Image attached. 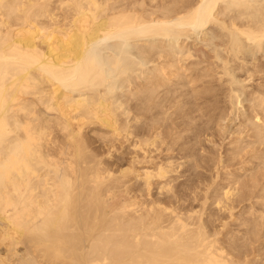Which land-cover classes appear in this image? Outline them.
<instances>
[{
    "label": "bare ground",
    "instance_id": "6f19581e",
    "mask_svg": "<svg viewBox=\"0 0 264 264\" xmlns=\"http://www.w3.org/2000/svg\"><path fill=\"white\" fill-rule=\"evenodd\" d=\"M149 1H156V3H148L147 0H0V264H264V256H261V250L259 249V252L258 247L256 248V243L250 242L239 247L235 237L234 241L232 237L224 235L222 230L228 226L225 224H229V221L225 223V220H223L224 224L222 226H216L206 221L204 219L206 215L203 213L204 216L202 217L199 208L203 204L207 205V199L209 198L206 195L207 193L204 194L205 196L203 195L204 197L199 195L201 193L198 194V184L192 186V195L189 198H184L187 196L185 194V196L178 197V200L177 191L174 190L172 182L180 177L177 174L178 168L184 164L186 161L184 158H187V156L182 158L185 160L184 162L176 165L177 162L175 163L172 160L173 155L169 153L171 150L173 152L174 147L172 149L166 143L167 146L164 148L165 137H162L161 132H157L160 128H157L155 124L153 126L152 123V127L150 128L152 130L150 132L147 131L148 133L145 134L141 133L142 131H137L138 128L136 129L129 125L131 118L129 121L121 119V116L125 113H131L132 109L128 108V111L123 109V103L119 100V103H116L117 100H114V95H111L114 89V85L111 83L109 87L107 86V89L102 90L101 87L108 82V74L105 69L109 67L104 69L108 59H105L106 63L103 62V67L99 56V52L104 47V45L103 47L101 46L102 42L111 38H119L121 40L123 38L125 41H128L132 40V38L140 39L160 36L171 38L172 41H174V38L176 41L179 39L195 38V42L198 40L199 35H203V39H206L207 30L213 31V26L210 27V25H217L215 27L219 28V31L217 33V29L215 34L213 33L215 31L212 32L214 34H212L213 39L217 37L218 41L219 39L222 40L219 42H222L221 45L226 54L223 55V52L221 53V50H218V45H215L212 63L219 69H216V71L220 80L225 76L228 77L227 80L225 79L224 84L227 82L229 85L228 99H230L231 108L233 109L236 101H233V98L238 100L236 103H240L241 95L246 94L244 90L247 85L245 83L253 81L254 74L259 70L257 68L262 64L260 63L261 58H264V0ZM148 4H150V7L147 6ZM115 45L117 46V43ZM127 45L129 44L127 43ZM111 47L110 50H112ZM115 49L117 51L114 50L111 55L108 54V66L110 64L111 67L115 68L114 70L121 69L119 71L121 75L130 72L125 67V65L128 64L129 66L130 64V62H127L129 61L127 60V56H136L137 59H140V64L147 63V61H155L165 56L162 52L163 50H157L154 52L155 54H151L150 50L143 46L138 47V49L135 48L137 50L134 53H131L132 46L130 48L121 46ZM183 51L179 50L178 52V55H181L180 58L173 59V57H176L174 53L169 58L172 60L168 61V64L162 65V63L160 66L158 65L154 68L158 75L155 74L154 76L152 74V77L154 76L153 85L159 87L158 91L161 89L160 87H162L163 82L166 83L170 79L169 75L172 76L175 73L170 72L168 74L167 71L165 72L166 67L167 69L168 67L183 68L184 64L179 65L180 63H184L185 57L192 58L194 52L191 54L186 52L187 56ZM102 53L104 52H101V56ZM211 60L210 64H212ZM233 62H237V66L233 65ZM158 64L160 63L158 62ZM137 65L136 67H138ZM154 70L152 71L153 73ZM238 70L245 71V77H240L237 74ZM137 71L139 72L138 69ZM120 74L118 75L121 76ZM114 75L116 77L117 74ZM144 77H146V74ZM144 77L143 79H145ZM110 79L112 82V78ZM124 79L129 82V87L134 85L130 78L126 77ZM185 84L188 86L189 83L186 81ZM118 88L120 87L118 86ZM205 89L206 87L203 90ZM199 90L201 91L202 89L200 88ZM224 90L226 91V89ZM166 92H168L167 89ZM129 94L131 93L129 92ZM193 94L191 95L193 96ZM158 96L160 97V95ZM257 96L252 99L258 101H254L252 109L254 115L252 113V117L249 118L250 124L254 126L255 130L252 135L254 137H251V139H255L252 141L248 140L250 141L249 145L257 143L262 146L264 132H262L263 126L261 124H264V120L260 123L263 117H260V112H264V93L260 98L259 95ZM153 99L154 97L151 98L152 102ZM157 100L159 98H156ZM173 101L176 100L172 99ZM160 102L161 100L154 107H158V105L162 106ZM206 103L209 104L208 102ZM148 104L147 106H149ZM207 106L204 108H207ZM154 107L149 106L150 113L152 112V114L153 111L151 110ZM193 107L191 106V108ZM120 109H122L121 113L119 112ZM164 111L167 112V110ZM182 111H178V113L180 112L181 114ZM165 112L163 114L164 117ZM144 114L145 111H134L131 120L138 123L141 118L145 117ZM230 115L232 116V112ZM124 116L126 118L129 117ZM172 116H174V113ZM227 117L229 116L227 115ZM255 118L256 120H254ZM163 119L165 120V118ZM163 119L162 121L164 122ZM227 119L229 121V118ZM244 124L246 125L247 123ZM91 125L98 126L92 130L97 133L101 141H104L103 145L106 144L108 157L112 156L114 150H118L116 148L117 141L125 139L126 142H130V148L132 147L130 152L131 157L125 165L120 161V156L116 157L115 161L104 160L100 157L102 155L99 156V152L102 151L98 152L90 146L88 142L90 138L87 140L84 135L86 132L83 133V130ZM221 127L224 128V126ZM228 128H230V125L226 127V129ZM184 129L187 128L185 127ZM194 129L196 131V127L192 130ZM240 130L243 131L242 128ZM249 130L251 131V129ZM249 130L247 131L248 133ZM95 132H93V136ZM201 132L199 131V133ZM224 133L222 132V134ZM171 137L173 138L174 136ZM246 137L244 138L245 140ZM188 141L191 142V140ZM239 142L242 144V141ZM185 145L187 146V144ZM92 146L94 145L92 144ZM220 153L219 155H221ZM245 155L243 154V156ZM192 156L194 157V155ZM250 159L248 160L250 161ZM238 160L241 159L238 158ZM223 161L225 160L220 159L218 163L221 164ZM233 163L230 164L233 165ZM244 164L246 165V161ZM198 165L200 164L198 163ZM215 167L212 169V172L214 169L216 170ZM219 168L221 169V166ZM218 170L216 172L219 173L220 171ZM204 174L201 175L203 176ZM217 174L215 173L214 175ZM257 176L254 175L252 179L254 187L258 182ZM196 178H198V174ZM134 179L141 181V185H138L139 188L133 187L132 183ZM202 179L205 180V178ZM215 180L213 181L216 182ZM214 182L210 181V183ZM208 185L206 184V186ZM155 186H157L159 192L166 190L168 193L171 192L172 195L164 199H153L154 196L151 198L152 190ZM206 186L203 188L204 192L205 188H207ZM227 187H225L226 191L223 190V196L215 199L216 207H226L232 202L231 194L234 191L227 190ZM210 188L212 187L210 186ZM218 193L220 192L218 191ZM160 194L158 195L157 193L159 197ZM175 197L177 199L173 200ZM245 199L247 200V197L242 196L241 201L243 202ZM187 200H191V203ZM180 201L183 204L188 202L190 207L185 208V205H180ZM197 201L201 205H199V210H196L192 204ZM254 201L259 203L257 200ZM164 202L169 203L170 206L165 205ZM246 202L248 203V201ZM172 203H179V205L173 207ZM205 208L207 207L205 206ZM258 209L254 210L257 214L262 210L259 209L258 211ZM227 211H229V215L232 212L230 209ZM244 238H249L250 240L248 236ZM261 240H264V238H261Z\"/></svg>",
    "mask_w": 264,
    "mask_h": 264
},
{
    "label": "rangeland",
    "instance_id": "374dc122",
    "mask_svg": "<svg viewBox=\"0 0 264 264\" xmlns=\"http://www.w3.org/2000/svg\"><path fill=\"white\" fill-rule=\"evenodd\" d=\"M148 1V3H153V4H155L156 3V1H153V2H150L149 0H147ZM223 4V3H222ZM221 4V5H222ZM148 7H150V4H148L147 5ZM213 26V27H212ZM215 26H217V25H210V27H212V29H213V31H215V32H213L212 30H209L208 28V34L206 35V39H203V35L201 36V35H199L198 36V40H196L195 42H194V39L193 38H190V39H179V40H177L176 41V39L174 38L173 40L174 41H172L171 40V38L169 39V38H167V37H160V36H153V37H147V38H137V39H134V38H132V40L130 39V40H128V41H125L123 38H122V40L121 39H117V38H111V39H108V40H104L105 42H102V44H101V46L103 47V45H104V47H103V49L99 52V56H100V61H101V64H102V66L104 65V63L103 62H105L106 63V61H105V59H108L109 60V56H108V54L109 55H111L112 53H113V51L114 50H116L117 51V49H115V48H118V47H131L132 46V49H131V53H134V51H136L137 49H138V47H141V46H143V47H145V48H147V49H149L150 50V52H151V54H155L154 52L155 51H157V50H163L162 52L165 54V56L164 57H162L161 59H156L155 61H147V63L145 62V63H143V64H140L139 63V61H140V59H137V57L136 56H132V57H130V56H127L128 58H127V60H129V61H127V62H130V64H129V66H128V64L127 65H125V67L126 68H128L129 69V71L131 72H128L127 74H125L126 75V77H128V78H130L132 81H133V84L134 85H130L131 87H129L128 85H129V82L128 81H125L126 79H124V78H126L125 77V75H121L120 73L121 72H119L121 69H117V70H114L115 68L112 66L111 67V65L109 64V66H108V60H107V63H106V65H105V67H104V69L105 68H107V67H109V68H107V69H105V70H107L106 71V73L108 74L107 76H108V82L103 86V87H101L102 88V90H105V88L107 89V86L109 87V84L111 83L112 85H114V89H117V90H114L113 89V91H114V93H113V91H112V96L114 97V100H117L116 101V103H119L118 102V100L120 101V102H122L123 103V109H125V110H127L128 111V108L129 109H132V111H131V113H125L124 115H126V116H129V117H125L124 115H122L123 117H124V119H123V117L121 116V119L123 120V121H129V119L131 118L132 119V117H133V115H134V111H137V112H140V111H142V112H144L145 111V114H144V118H141L140 119V121H138V123L137 122H135L134 120L132 121L131 119H130V121L132 122H129V125L130 126H132L133 128H138L137 129V131H142L141 133H145V134H147L148 132H150V130H152V129H150L151 127H152V123H153V126H154V124H155V126H157V128H160V129H158L157 130V132H161V135H162V137L165 139V143L163 144L164 146V148H166V146L168 145V146H171L172 147V149H173V147H174V149H173V152H172V150L169 152V153H171L172 155H173V157H172V160H173V162L175 161V163H176V165L177 164H180L181 162H184L185 160V162H184V164H182L181 166H179V168H178V175L180 176V177H178L175 181H173L172 182V184L174 185V190H176L177 191V194L176 195H178L177 196V198L178 197H181V196H185V194L187 195V196H185L184 198H186V197H188L189 198V196H191L192 195V190H191V188H192V186H194V185H199V188L197 189L198 191V194L199 193H201V194H199L200 196H202V197H204L205 195L204 194H206L207 196H208V198L209 199H207V205L206 204H203V206H201L200 204H199V202L197 203V202H194V203H192L193 204V206H195L194 208L196 209V210H201V214L203 213L204 215H206V216H204L203 214H202V217L204 216V219L206 220V221H208V222H210V223H212V224H214V225H216V226H222V224H224V222L226 223V222H228L229 224H225V225H228V226H226L225 227V229H223L222 231H223V233H224V235L225 236H227V237H232V240H234L235 241V238H236V243H237V245L239 246V247H241V245H243V244H246V243H250V242H254V243H256V248L259 250H261V256H264V240H261V238H264L263 236H264V230H262V229H264V142L262 143V146L260 145V144H255V145H249V143H250V141H252L253 139H255V138H253V139H251V137H254V136H252L253 134H254V126L252 125V124H250L251 122H250V117H252V113H253V115H254V112H253V104L255 103L254 101H258V100H252L253 98H256V97H258L257 95H259V98H260V96H262L263 95V93H264V85H262V84H264V58L262 57L261 58V62L260 63H262V64H260V67L262 68H257V69H259L258 70V72H256L255 74H254V76H253V78H252V80L253 81H247L245 84L247 85V87L245 88V92H246V94L245 95H241L242 97H240L241 98V100H240V103L239 102H237L236 103V101H238L236 98H233V101H235V106H234V108L232 109L231 108V103H230V99H228L229 98V88H228V83L227 82H225V84H224V81H226L227 79H228V77L227 76H225V77H223L221 80H220V78H218V74H217V71H216V69H218V68H216V65L215 64H213L212 62H213V56H214V51H213V48L215 47V45H218L217 46V48H218V50L223 54V55H225L226 53H225V51L223 50V46L221 45L222 44V42L220 43L219 41H222L221 39H219V41H218V39H217V37H215V39H213L214 37H213V35L216 33V30H217V33H218V31H219V28H217V27H215ZM216 28V29H215ZM214 34H213V33ZM213 34V35H212ZM212 36V37H211ZM208 37V38H207ZM211 38V39H210ZM113 39V40H112ZM115 39V40H114ZM193 39V40H192ZM117 40H118V42H117ZM120 40V41H119ZM161 40V41H160ZM170 40H171V42H170ZM210 40H211V42H210ZM136 41V42H135ZM137 41H139V42H137ZM141 41V42H140ZM144 41V42H143ZM147 41H148V43H147ZM153 41V42H152ZM160 41V42H159ZM163 41V42H162ZM203 41V42H202ZM108 42V43H107ZM112 42V43H111ZM130 45H127V43ZM133 42V43H132ZM174 42H176V43H174ZM185 42V43H184ZM204 42H208L207 44L206 43H204ZM213 42H214V44H213ZM105 43V44H104ZM111 45H110V44ZM115 43H117V46L115 45ZM210 43H212L211 45H209ZM215 43H217V44H215ZM220 45H219V44ZM108 44H109V46H108ZM114 44V45H113ZM126 46H125V45ZM132 44V45H131ZM137 44H138V46H137ZM147 44V45H146ZM153 44V45H152ZM175 44V45H174ZM206 45V46H204V45ZM108 47H107V46ZM136 45V46H135ZM158 45V46H157ZM209 45V46H208ZM113 48H112V47ZM116 46V47H115ZM166 46H167V48H166ZM172 46V47H171ZM220 46H222V47H220ZM106 47V48H105ZM110 47H111V49L112 50H110ZM157 48L156 50H154L155 48ZM211 47V48H210ZM135 48H137V49H135ZM175 48V49H174ZM184 50L183 52L184 53H186V52H188V54L190 53H193V55H192V58H188V57H185V61H184V63H180V65L179 66H181V64H184V66H183V68L181 67L180 69H179V67L178 68H175V67H168V69H170V70H168L167 69V67H166V70H165V72L167 71V73L169 74L170 72H175L172 76L171 75H169L170 76V79L169 80H171L170 82H169V80H167V82L166 83H164L163 82V84H162V87H160L161 89H159V91H158V88L159 87H155V85H153V82H154V76H155V74H157L158 75V73H156L155 71H156V69L154 70V68L156 67V66H160L162 63V65H164V64H168L172 59H169L170 57H171V55L173 56V54H174V56L176 55V57H173V59H177V57L178 58H180L181 57V55H178V52H179V50ZM110 50V51H109ZM188 50V51H187ZM211 50V51H210ZM97 51V50H96ZM115 51V52H116ZM101 52H104V53H102V56H101ZM108 52V53H107ZM205 52V53H204ZM207 52V53H206ZM210 52V53H209ZM213 52V53H212ZM171 53V54H170ZM106 54V55H105ZM170 54V55H169ZM188 54L186 53L185 55H187L188 56ZM197 55H198V58H197ZM204 55V56H203ZM105 56V57H104ZM106 56H108L107 58H106ZM156 56V55H155ZM194 56V57H193ZM209 56V57H208ZM260 56V55H259ZM102 57H104V58H102ZM211 57V58H210ZM261 57V56H260ZM135 58V59H134ZM201 58V59H200ZM168 59V60H167ZM212 59V60H211ZM132 60V61H131ZM134 60V61H133ZM160 60V61H159ZM206 60H207V62H206ZM210 60H211V63L212 64H210ZM169 61V62H168ZM263 61V62H262ZM158 62L160 63V64H158ZM126 63V62H125ZM198 63V64H197ZM202 63V64H201ZM205 63V64H204ZM236 63V64H235ZM132 64V65H131ZM135 64V65H134ZM136 64H138L137 66L139 67H136ZM145 64H147V65H145ZM155 64V65H154ZM201 64V65H200ZM233 65H236L237 66V62H233L232 63ZM130 65H131V68H130ZM140 65H144V66H140ZM177 65V66H178ZM262 65V66H261ZM133 66V67H132ZM186 66V67H185ZM235 66V67H236ZM145 67V68H144ZM152 67V68H151ZM143 68V69H142ZM151 68V69H150ZM171 68H173V69H171ZM131 69V70H130ZM137 69L139 70V72L137 71ZM149 69V70H148ZM175 69V70H174ZM179 69V70H178ZM192 69V70H191ZM104 70V71H105ZM154 70V73L152 72ZM177 70H178V72H177ZM219 70V69H218ZM108 71H110V72H108ZM116 71H118V72H116ZM135 71H137L136 73H135ZM142 71H144V72H142ZM146 71H147V73H146ZM208 71V72H207ZM215 71V72H214ZM260 71H261V73H260ZM132 72H133V74H132ZM158 72V71H157ZM141 73V74H140ZM143 73V74H142ZM150 73V74H149ZM186 73V74H185ZM209 73V74H208ZM240 73H242V74H240ZM244 73V74H243ZM110 74H111V76H110ZM114 74H120L121 76H117L116 75V77H115V75ZM129 74V76H127ZM139 74V75H138ZM145 74H146V77H144L145 76ZM152 74L154 75L153 77H152ZM176 74H177V76H176ZM237 74L241 77V76H243V77H245L244 75H246V73H245V71H239L238 70V72H237ZM113 75V76H112ZM156 75V76H157ZM180 75H181V77H180ZM183 75H184V77H183ZM110 76V77H109ZM141 76V78H139ZM145 78V79H143V77ZM174 76V77H173ZM176 76V77H175ZM192 76V77H191ZM211 76V77H210ZM260 76V77H259ZM124 77V78H123ZM138 77V78H137ZM147 77H148V79H147ZM183 77V78H182ZM187 77V78H186ZM110 78H112V82L110 81L111 79ZM133 78V79H132ZM137 78V79H136ZM150 78V79H149ZM172 78V79H171ZM181 78H182V80H181ZM194 78V79H193ZM199 78H201L200 80H199ZM218 78V79H217ZM124 79V80H123ZM141 79V80H140ZM187 79V80H186ZM191 79V80H190ZM193 79V80H192ZM195 79H196V82H195ZM226 79V80H225ZM259 79V80H258ZM180 80V81H179ZM190 80V81H189ZM107 81V80H106ZM110 81V82H109ZM183 81V82H182ZM185 81V82H184ZM186 81H187V83H189L188 84V86H186L187 84H185L186 83ZM192 81V82H191ZM199 81V82H198ZM220 81V82H219ZM117 82H119V83H117ZM125 82H127V83H125ZM179 82H180V84L182 85H180L179 84ZM198 82V83H197ZM116 83H117V85H116ZM123 83V84H122ZM184 83V84H183ZM193 83V84H192ZM262 83V84H261ZM108 84V85H107ZM136 84V85H135ZM172 84H173V86H172ZM179 84V85H178ZM197 84V85H196ZM255 84V85H254ZM115 85H116V88H115ZM145 85H147V86H145ZM202 85V86H201ZM217 85V86H216ZM255 86V87H252V86ZM111 86V85H110ZM118 86L120 87V88H118ZM171 86V87H170ZM179 88H178V87ZM186 86V87H185ZM196 86V87H195ZM227 86V87H226ZM250 86V87H249ZM262 86H263V88H262ZM124 87V88H123ZM151 87V88H150ZM182 89H181V88ZM193 87V88H192ZM203 87V88H202ZM206 87V89L205 90H203L204 88ZM221 87V88H220ZM258 87H261V88H258ZM126 88V89H125ZM133 88V89H132ZM146 88V89H145ZM154 88V89H153ZM177 88H178V90H177ZM185 88V89H184ZM191 88V89H190ZM202 89L201 91L199 90V89ZM213 88V89H212ZM253 88V89H252ZM254 88H255V90H254ZM257 88V89H256ZM129 89V90H128ZM166 89H167V91L168 92H166ZM187 89H189V91H187ZM198 91H197V90ZM210 91H209V90ZM215 89H217V90H215ZM224 89H226V91L224 90ZM138 90V91H137ZM144 90H145V92H144ZM147 90V91H146ZM180 90V91H179ZM215 90V91H214ZM228 90V91H227ZM250 90H252V91H250ZM260 90V91H259ZM131 93V94H129V92ZM150 91V92H149ZM158 91V92H157ZM172 91V92H171ZM178 91V92H177ZM183 91V92H182ZM186 91V92H185ZM192 91H193V93H195V94H193L192 93ZM204 91V92H203ZM254 91V92H253ZM259 91V92H258ZM152 93L153 94V96H152V94H149V93ZM155 92V93H154ZM157 92V93H156ZM185 92V93H184ZM189 92V93H188ZM213 92V93H212ZM215 92V93H214ZM224 92H228L227 94L226 93H224ZM260 93V94H258V93ZM261 92H262V95H261ZM146 93V94H145ZM161 93V94H160ZM173 93V94H172ZM178 93V94H177ZM182 95H180V94ZM193 94V96L191 95V94ZM204 93V94H203ZM255 93V94H254ZM129 94V95H128ZM134 94V95H133ZM143 94H145V95H143ZM147 94H148V98H147ZM155 94V95H154ZM164 94H166V95H164ZM170 94V95H169ZM186 94V95H185ZM188 94V95H187ZM198 94V95H197ZM199 94H201V95H199ZM214 94H215V96H214ZM249 94V95H248ZM252 94H254V96H252ZM119 97H118V96ZM152 97H151V96ZM158 95H160V97L158 96ZM174 95V96H173ZM185 95V96H184ZM204 95H206L207 96V98H206V96H204ZM219 97H218V96ZM256 95V96H255ZM116 96V97H115ZM122 96V97H121ZM162 96V97H161ZM167 96V97H166ZM179 96V97H178ZM197 98H196V97ZM208 96H210V97H208ZM245 96V97H244ZM250 96V97H249ZM127 97V98H126ZM131 97H133V98H131ZM145 97V98H144ZM150 97V98H149ZM154 97V99H153V102H152V100H151V98H153ZM171 97V98H170ZM183 99H182V98ZM188 97V98H187ZM202 99H201V98ZM204 97V98H203ZM211 97H212V99H211ZM215 97V98H214ZM221 97V98H220ZM227 97V98H226ZM250 99H249V98ZM118 98V99H117ZM131 98V99H130ZM147 98V99H146ZM156 98L158 99L159 98V100H157L156 101ZM163 98H164V100H163ZM179 98V99H178ZM181 98V99H180ZM184 98H185V100H184ZM239 98V99H240ZM258 98V99H259ZM149 99V100H148ZM172 99L173 100H176L177 102H179V103H177L176 101H173L172 102ZM188 99H189V102H188ZM194 99V100H193ZM208 99H210V100H208ZM244 99V100H243ZM247 99V100H246ZM123 100V101H122ZM144 100H146V101H144ZM151 100V101H150ZM161 100V102H160V104H162V106L161 105H158V107H154L155 106V104L156 103H158V101H160ZM180 100H181V102H180ZM193 100V101H192ZM206 100V101H205ZM215 100H217V101H215ZM142 101V102H141ZM182 101H183V104H182ZM196 101V102H195ZM198 101V102H197ZM214 101V102H213ZM229 101V102H228ZM245 101V102H244ZM249 101H250V105H249ZM151 102V103H150ZM166 102V103H165ZM172 102V103H171ZM191 102V103H190ZM206 102H208L209 104H207ZM213 102V103H212ZM215 102H216V104H217V106H216V104H215ZM243 104H242V103ZM147 103H149L148 105L149 106H153L154 107V109H152L151 111H153V114H152V112L150 113V108H149V106H147ZM163 103H164V105H163ZM168 103V104H167ZM176 103V104H175ZM206 103V104H205ZM141 104V105H140ZM165 104H166V106H165ZM177 104H178V107H177ZM188 104V105H187ZM192 104V105H191ZM198 104V105H197ZM252 104V105H251ZM143 105H145V106H143ZM171 106V109H170V106ZM173 105H174V108H173ZM181 106V109H180V106ZM187 105V106H186ZM196 105H197V107H196ZM202 105V106H201ZM208 105V106H207ZM211 105H213L212 107H211ZM128 106V107H127ZM136 106V107H135ZM147 106V107H146ZM161 106V107H160ZM164 106V107H163ZM168 106V107H167ZM183 106H184V108H183ZM191 106L193 107V108H191ZM207 106V108H204V107H206ZM125 107V108H124ZM142 107V108H141ZM145 107V108H144ZM160 107V108H159ZM163 107V108H162ZM166 107H167V109H166ZM175 107H177V108H175ZM187 107H188V109H187ZM201 107V108H200ZM217 107V108H216ZM221 107H222V109H221ZM224 107V108H223ZM139 108V109H138ZM144 108V109H143ZM156 108V109H155ZM159 108V109H158ZM216 108V109H215ZM241 108H243V109H241ZM161 109V110H160ZM167 110V112H165L164 110ZM173 109V110H172ZM177 109V110H176ZM184 109V110H183ZM196 109V110H195ZM224 109V110H223ZM250 111H249V110ZM257 109L259 110V111H261V109H259V107H257ZM121 110L122 109H120L119 110V112L121 113ZM183 110V111H182ZM186 110V111H185ZM202 110V111H201ZM204 110V111H203ZM209 110V111H208ZM211 110H213V111H211ZM216 110V111H215ZM236 110V111H235ZM245 112H244V111ZM170 113H169V112ZM178 111H182V113L180 114V112L178 113ZM195 111H197V112H195ZM199 111V112H198ZM218 111V112H217ZM222 111V112H221ZM230 111V112H229ZM239 111V112H238ZM242 111H243V113H242ZM249 111V112H248ZM149 112V114H150V116H149V114L147 115V113ZM159 112V113H158ZM164 112L166 113L165 114V117H164ZM184 112V113H183ZM193 112V113H192ZM194 112H195V114H194ZM210 112V113H209ZM213 112V113H212ZM216 112V113H215ZM220 112V113H219ZM231 112H232V116L230 115L231 114ZM237 112V114H235ZM158 113V114H157ZM173 113H174V116H172L173 115ZM175 113H176V115H175ZM187 113V114H186ZM200 113V114H199ZM203 115H202V114ZM228 113V114H227ZM156 114V115H155ZM160 114V115H159ZM162 114V115H161ZM197 114V115H196ZM206 114H208V115H206ZM225 114H226V116H225ZM247 114H249L248 116H247ZM263 114V115H262ZM132 115V116H131ZM167 115V116H166ZM188 116V118H187V116ZM192 115H194V116H192ZM202 115V116H201ZM211 115V116H210ZM212 115H213V117H212ZM214 115H217V116H214ZM227 115L229 116V117H227ZM236 115V116H235ZM147 116V117H146ZM161 116V117H160ZM162 116H163V118H165V120L162 118ZM180 118H179V117ZM182 116V117H181ZM199 116V117H198ZM221 116V117H220ZM225 116V117H224ZM263 116V117H262ZM152 117V118H151ZM154 117H156V119H154ZM159 117V118H158ZM170 117V119H168ZM176 117V118H175ZM190 117V118H189ZM192 117V118H191ZM198 117V118H197ZM218 117H219V119H223V121H221V120H219L218 119ZM223 117V118H222ZM230 117H232L231 119H230ZM260 117H262L261 118V120H260V123H262V120H264V112L263 111H261L260 112ZM126 118V119H125ZM150 120H149V119ZM161 118V119H160ZM178 118V119H177ZM182 118V119H181ZM198 120H197V119ZM199 118H200V120H199ZM202 118H204L203 120H202ZM209 118V119H208ZM214 118V119H213ZM226 118H229V121H228V119L226 120ZM245 118V119H244ZM162 119L164 120V122L162 121ZM171 119H172V121H171ZM225 119V120H224ZM148 120V121H147ZM157 120V121H156ZM159 120V121H158ZM174 120V121H173ZM185 120H187V121H185ZM191 120V121H190ZM194 120H195V122H194ZM219 120V121H218ZM232 120V121H231ZM234 120V121H233ZM254 120H256V118L254 119ZM146 121V122H145ZM162 121V122H161ZM170 121V122H169ZM179 121V122H178ZM180 121H183V122H180ZM189 121V122H188ZM197 121V122H196ZM228 123H227V122ZM135 122V123H134ZM148 122V123H147ZM158 122H160V123H158ZM174 122V123H173ZM186 122V123H185ZM232 122V123H231ZM243 122V123H242ZM150 123V124H149ZM171 123H173V124H171ZM192 123V124H191ZM198 123H199V125H198ZM204 123V124H203ZM213 123V124H212ZM244 123H247L246 125L244 124ZM263 123H264V121H263ZM133 124V125H132ZM136 124H137V126H136ZM143 124V125H142ZM145 124V125H144ZM147 124V125H146ZM149 124V125H148ZM159 124V125H158ZM164 124V125H163ZM166 124V125H165ZM190 124V125H189ZM207 124V125H206ZM211 124V125H210ZM227 124V125H226ZM163 127H162V126ZM176 125V126H175ZM184 127H183V126ZM196 125V126H195ZM205 125V126H204ZM228 125H230V128H228V129H226V127L228 126ZM242 125V126H241ZM149 126V127H148ZM179 128H178V127ZM180 126H182V127H180ZM189 126H191V127H189ZM221 126H224V128L223 127H221ZM241 126V127H240ZM247 126H248V128H247ZM251 126V127H250ZM261 126H263L262 128H263V130H262V132H264V124H261ZM95 127H98V126H90V127H86L84 130H83V133L84 132H86V133H84V135L86 136V138H87V140L90 138V140H88V142H89V144H90V146L92 147V148H94L96 151H102V152H99V156L100 155H102V156H100L101 158H103L104 160H106V161H115L116 159V157H119L120 156V158H121V160L120 161H122V163H124V165L127 163V161L130 159V157H131V155H130V152H131V150H132V147L130 148V142L129 141H127L126 142V140L125 139H121L120 141H117L116 142V148L118 149V150H114V152H113V154H115V155H113L112 154V156H110V157H108L109 155H108V149H107V146H106V144H104L103 145V143H104V141L102 140L101 141V139H99L98 137V135H97V133L94 131V130H92V129H96ZM169 127V128H168ZM187 128V129H184V128ZM195 128L196 127V131H195V129L194 130H192L193 128ZM203 129H201V128ZM205 127V128H204ZM250 127V128H249ZM163 128V129H162ZM167 128V129H166ZM178 128V129H177ZM183 129V131H182V129ZM189 128V129H188ZM242 128V130L243 131H241L240 129ZM91 129V130H90ZM172 129V130H171ZM181 129V130H180ZM198 129V130H197ZM200 129V130H199ZM210 129V130H209ZM224 129H226V130H224ZM249 129H251V131L249 130ZM165 130V131H164ZM185 130V131H184ZM220 130H221V133H220ZM249 130V133L247 132ZM253 130V131H252ZM148 131V132H147ZM163 131V132H162ZM176 131V132H175ZM181 131V132H180ZM190 131V132H189ZM199 131H202L201 133H199ZM206 131V132H205ZM246 131V132H245ZM88 132H90V133H88ZM93 132H95L94 133V136H93ZM169 134H168V133ZM172 132V133H171ZM195 132V133H194ZM222 132L224 133V134H222ZM240 132V133H239ZM189 133V134H188ZM210 133V134H209ZM246 133V134H245ZM251 133V134H250ZM88 134V135H87ZM167 134V135H166ZM182 134H183V136H182ZM184 134H185V136H184ZM195 134V135H194ZM199 134V135H198ZM208 134V135H207ZM218 134V135H217ZM241 134V135H240ZM244 134H245V136H244ZM249 134V135H248ZM92 135V136H91ZM97 135V136H96ZM177 135V136H176ZM211 135V136H210ZM90 136V137H89ZM168 136V137H167ZM171 136H174L173 138L171 137ZM206 136V137H205ZM231 136H233V137H231ZM247 136V137H246ZM179 137V138H178ZM183 137V138H182ZM189 139H188V138ZM194 137V138H193ZM243 137V138H242ZM246 137V140L244 139ZM92 138V139H91ZM94 138V139H93ZM211 139V141H210V139ZM241 138V139H240ZM187 139V140H186ZM250 141H249V140ZM92 140V141H91ZM182 140V141H181ZM188 140H191V142L190 141H188ZM199 140V141H198ZM201 140V141H200ZM221 140V141H220ZM90 141H91V143H90ZM95 141H97V142H95ZM124 141V142H123ZM131 141V140H130ZM179 141V142H178ZM183 141H184V143H183ZM187 141V142H186ZM209 141V142H208ZM239 141H242V144H241V142H239ZM245 141V142H244ZM248 141V142H247ZM119 142H121V143H119ZM170 142V143H169ZM174 142V143H173ZM178 142V143H177ZM186 142V143H185ZM214 142H216V143H214ZM237 142V143H236ZM239 142V143H238ZM244 142V143H243ZM96 143H97V146H96ZM166 143H167V145H166ZM183 143V144H182ZM193 143V144H192ZM211 143V144H210ZM92 144L94 145V146H92ZM122 144V145H121ZM170 144V145H169ZM172 144V145H171ZM179 144V145H178ZM185 144H187V146L185 145ZM191 144V145H190ZM194 144H197V145H195L196 146V149H195V146H194ZM236 144V145H235ZM119 145V146H118ZM176 145V146H175ZM183 145H185V146H183ZM189 145V146H188ZM202 145V147H200ZM215 145V146H214ZM238 145V146H237ZM242 145V146H241ZM258 145V146H257ZM104 146V147H103ZM177 146H179V147H177ZM192 146V147H191ZM255 146V147H254ZM101 147V148H100ZM194 147V148H193ZM200 147V148H199ZM250 147V149H248ZM261 147V148H260ZM105 148V149H104ZM120 148V149H119ZM242 148V149H241ZM248 150H247V149ZM107 149V150H106ZM177 149V150H176ZM181 149V150H180ZM187 149V150H186ZM194 149H195V151H194ZM198 149V150H197ZM202 149V150H201ZM233 151H232V150ZM261 149H263V150H261ZM231 150V151H230ZM236 150V151H235ZM243 150V151H242ZM252 150V151H251ZM254 150V151H253ZM259 150H261V151H259ZM104 151V152H103ZM122 151V152H121ZM177 151V152H176ZM186 151V152H185ZM189 151V152H188ZM192 151H193V154H192ZM227 151H228V153H227ZM245 151V152H244ZM247 151V152H246ZM256 151V152H255ZM165 152V151H164ZM181 154H180V153ZM188 152V154H186ZM195 152H196V154H195ZM197 152H199V153H197ZM203 152V153H202ZM221 152V153H220ZM241 152V153H240ZM255 152V153H254ZM101 153V154H100ZM103 153V154H102ZM107 153V154H106ZM213 153H215V154H213ZM219 153L221 154V155H219ZM246 154L245 156H243V154ZM190 154V155H189ZM202 154H204V155H202ZM219 156H218V155ZM226 154H227V156H226ZM231 154V155H230ZM235 154H237L236 156H235ZM252 154V155H251ZM260 154H261V156H260ZM183 155V156H182ZM192 155H194V157L192 156ZM214 156V158H213V156ZM242 155V156H241ZM249 155V156H248ZM254 155V156H253ZM256 155V156H255ZM187 156V158H184V157H186ZM198 156V157H197ZM225 156V157H224ZM232 156V157H231ZM234 156V157H233ZM240 156V157H239ZM250 157V158H248V157ZM258 156V157H257ZM106 157V158H105ZM123 157V158H122ZM176 157V158H175ZM191 157V158H190ZM200 157V158H199ZM215 157H217V158H215ZM236 157H238L239 159H241V160H238V158H236ZM245 157V158H244ZM256 157V158H255ZM178 158V159H177ZM182 158H184V159H182ZM192 158H194V159H192ZM230 158H231V160H230ZM242 158H243V161H242ZM258 158V159H257ZM259 158H261V159H259ZM263 158V159H262ZM181 159H182V161H181ZM198 159H199V161H198ZM220 159H222V160H225V161H223L221 164L220 163H218V161L220 162ZM248 159H250V161L248 160ZM254 159H255V161H254ZM203 160V161H202ZM206 160V161H205ZM207 160H208V162H207ZM218 160V161H217ZM229 160V161H228ZM262 160V161H261ZM187 161H188V163H187ZM192 161V162H191ZM195 161V162H194ZM210 161V162H209ZM215 163H214V162ZM217 161V162H216ZM232 161V162H231ZM245 161H246V165L244 164L245 163ZM260 161V162H259ZM234 162V163H233ZM240 162V163H239ZM254 164H253V163ZM198 163L200 164V165H198ZM205 163V164H204ZM230 163H233V165L232 164H230ZM236 163V164H235ZM250 163V164H249ZM186 164H188V165H186ZM215 164V165H214ZM249 164V165H248ZM190 165V166H189ZM195 165H196V167H195ZM198 165V166H197ZM212 165V166H211ZM214 165V166H213ZM243 166L242 167V170H241V166ZM248 165V166H247ZM261 165V166H260ZM185 166V167H184ZM188 166V167H187ZM203 166V167H202ZM210 166V167H209ZM216 166V167H215ZM217 166H221V169L219 168V167H217ZM222 166H224V167H222ZM239 166V167H238ZM254 168H253V167ZM256 166V167H255ZM124 167H126V166H124ZM189 167H190V169H189ZM194 167V168H193ZM202 167V168H201ZM216 168V170L214 169L213 170V172H212V169L213 168ZM235 167V168H234ZM244 167H246V168H244ZM191 168H192V170H191ZM198 168V169H197ZM202 170H201V169ZM205 168V169H204ZM211 168V169H210ZM240 168V169H239ZM208 169V170H207ZM217 169H219L218 171H220L219 173L218 172H216L217 171ZM223 169V170H222ZM246 169V170H245ZM253 169V170H252ZM262 169V170H261ZM200 170V171H199ZM204 170H206V171H204ZM182 171V172H181ZM184 171V172H183ZM189 171V172H188ZM193 171V173L191 174V172ZM202 171V172H201ZM208 171V172H207ZM209 171H210V173H209ZM214 171H215V173L217 174V175H214L215 173H214ZM257 171V172H256ZM233 172V173H232ZM251 172V173H250ZM185 173H186V175H185ZM195 173V174H194ZM200 173V174H199ZM205 173V174H204ZM209 173V174H208ZM243 173V174H242ZM257 173V174H256ZM182 174V175H181ZM188 174V175H187ZM191 174V175H190ZM195 176H194V175ZM197 174H198V178H196L197 177ZM201 174H204L203 176L201 175ZM213 174V175H212ZM222 174V175H221ZM233 174V175H232ZM248 174V175H247ZM260 174H262V175H260ZM220 175V176H219ZM244 175V176H243ZM245 175H246V177H245ZM254 175H258L257 176V183H256V185H255V187L253 186V182H252V179H253V176ZM260 175V176H259ZM190 176V177H189ZM206 176H207V179H206ZM210 176H211V179H216L215 181L216 182H214L213 180H211L210 179ZM213 176V177H212ZM217 176V177H216ZM220 177V179H219V177ZM184 177H185V179H184ZM189 177V178H188ZM194 177V178H193ZM216 177V178H215ZM228 177H230V178H228ZM237 177H238V179H237ZM241 177V178H240ZM244 177V178H243ZM249 177H250V179H249ZM183 178V179H182ZM202 178H205V180L204 179H202ZM224 178H226L225 180H223ZM228 178V179H227ZM246 178H247V180H246ZM189 179V180H188ZM190 179H191V181H190ZM196 179H197V181H196ZM211 182H214V183H210V181ZM217 179H219V180H217ZM230 179V180H229ZM244 179V180H243ZM184 180V181H183ZM190 182H188V181ZM193 180V181H192ZM199 180V181H198ZM238 180V181H237ZM263 180V181H262ZM187 181V182H186ZM202 181V182H201ZM233 181V182H232ZM241 181V182H240ZM261 181V182H260ZM134 182H135V184H134ZM184 182V183H183ZM229 182V183H228ZM202 183V184H201ZM205 183V184H204ZM223 185H222V184ZM225 183V184H224ZM259 183H262V184H259ZM133 187H135V188H139V186L141 185V181H137V179L135 180H133ZM180 184H181V186H180ZM206 184H209L208 186H206ZM243 184V185H242ZM245 184H247V186H245ZM258 184V185H257ZM139 185V186H138ZM179 185V186H178ZM183 185V186H182ZM190 185V186H189ZM202 185H204V186H202ZM217 185V186H216ZM229 185V186H228ZM232 185H233V187H232ZM242 185V186H241ZM189 186V187H188ZM207 187L208 189H209V187L211 186L212 188H210L209 190L207 189V188H205L206 190H205V192H204V187ZM228 186V187H227ZM235 186V187H234ZM260 186V187H259ZM214 187H216V188H214ZM221 187V188H220ZM224 187V188H223ZM225 187H227L228 189L227 190H233L234 191V193H232L231 194V203L229 204V205H227L226 207H221V206H218V207H216L215 205H217L216 203H215V199L217 198V197H219L220 196V198H221V196H223L222 194L224 193V191H226V189H225ZM238 187V188H237ZM241 187V188H240ZM242 187H244V188H242ZM257 187V188H256ZM259 187V188H258ZM155 188V189H154ZM177 188V189H176ZM187 188H188V190H187ZM233 188V189H232ZM236 188V189H235ZM240 188V189H239ZM201 189H202V191H201ZM212 189V190H211ZM217 189V190H216ZM244 189V190H243ZM249 189V190H248ZM253 189V190H252ZM255 189V190H254ZM154 190V191H153ZM153 190H152V196H151V198L153 197V199H164V198H167L168 196H171L172 195V193L171 192H169L168 193V191H161V192H159V189L157 188V186H155V187H153ZM187 190V191H186ZM214 190V191H213ZM224 190V191H223ZM258 190V191H257ZM208 191H210V192H208ZM218 191L220 192V193H218ZM244 191V192H243ZM247 191V192H246ZM254 191V192H253ZM180 192V193H179ZM183 192V193H182ZM215 192V193H214ZM157 193H158V195L160 194V197L157 195ZM164 193V194H163ZM214 193V194H213ZM244 193V194H243ZM249 193H251L250 195H249ZM211 194H212V197H211ZM234 194V195H233ZM255 194V195H254ZM204 195V196H203ZM214 195V196H213ZM217 195V196H216ZM211 197V199H210V197ZM242 196H244V197H247V200L245 199V200H243V202L241 201V198H242ZM250 196V197H249ZM254 196V197H253ZM263 196V197H262ZM234 197V198H233ZM240 197V198H239ZM254 199H253V198ZM258 197V198H257ZM259 197H261V198H259ZM176 197L173 199V200H176L177 199ZM248 198H249V200H248ZM256 198V199H255ZM263 199V200H262ZM178 200H179V198H178ZM210 200V201H209ZM234 200V201H233ZM237 200V201H236ZM253 200V201H252ZM254 200H257L259 203H257L256 201H254ZM189 203H191L190 201L191 200H187ZM211 201H213V202H211ZM246 201H248V203L246 202ZM181 202V204L180 205H185L184 207L185 208H189L190 207V204L188 203V202H186V204L184 203H182V201H180ZM211 202V203H210ZM235 202V203H234ZM241 202V203H240ZM246 202V203H245ZM250 202V203H249ZM254 202V203H253ZM256 202V203H255ZM213 203V204H212ZM233 203V204H232ZM240 203V204H239ZM164 204L165 205H169L170 206V204L168 203H165L164 202ZM246 204V205H245ZM249 204H250V206H249ZM172 205H173V207H176V206H178L179 205V203H172ZM171 205V206H172ZM199 205L201 206L200 208H199ZM232 206V207H228V206ZM238 205H239V207H238ZM253 205V207H251ZM263 205V206H262ZM187 206V207H186ZM205 206L207 207V208H205ZM237 206V207H236ZM243 206V207H242ZM247 206H248V208H247ZM257 206V207H256ZM197 207V208H196ZM220 207V208H219ZM234 207H236V208H234ZM254 207H256V208H254ZM262 207V208H261ZM199 208V209H198ZM219 208V209H218ZM228 210V209H230V211H232V212H230V215L232 214V216L230 217V215H229V211H227L226 209ZM232 208V209H231ZM243 208V209H242ZM246 208V209H245ZM262 209V210H260V213L258 212V214H257V212H255L256 211V209ZM223 209H225L224 211H223ZM245 209V210H244ZM252 209V210H251ZM259 209H258V211H259ZM203 210V211H202ZM219 210V211H218ZM248 210V211H247ZM255 210V211H254ZM235 211V212H234ZM248 213H247V212ZM205 212H207V213H205ZM213 214V215H212ZM219 215H221V216H219ZM254 215V216H253ZM261 215V216H260ZM216 217V218H215ZM222 217H224V218H222ZM229 217V218H228ZM248 217V218H247ZM263 217V218H262ZM207 218V219H206ZM221 218V219H220ZM236 218V219H235ZM244 218V219H243ZM227 219V220H226ZM231 219V220H230ZM212 222H211V221ZM218 220V221H217ZM223 220H225L224 222H223ZM261 220V221H260ZM215 221H216V223H215ZM247 221V222H246ZM253 221V222H252ZM257 221V222H256ZM221 222H223V223H221ZM249 222V223H248ZM243 224V225H242ZM245 224V225H244ZM247 224V225H246ZM257 224V225H256ZM262 225V227H261V225ZM253 225V226H252ZM244 226V227H243ZM246 226H248V227H246ZM256 226V227H255ZM260 226V227H259ZM220 228V227H219ZM228 229V230H227ZM246 229H247V231H246ZM251 229H253V230H251ZM225 230V231H224ZM259 230H261V231H259ZM231 231V232H230ZM245 232V233H244ZM248 232V233H247ZM258 232V233H257ZM227 233H228V235H227ZM238 233V234H237ZM251 233V234H250ZM260 233V234H259ZM230 234V235H229ZM236 234V235H235ZM241 234H242V236H241ZM257 234V235H256ZM258 234H259V236H258ZM244 235V236H243ZM251 235H253V236H251ZM250 237V240H249V238H244V237ZM261 236V237H260ZM235 237V238H234ZM240 238V240H239V238ZM260 238V240H259V238ZM241 238H242V240H241ZM248 242H247V241ZM243 241V242H242ZM257 241V242H256ZM260 250H259V252H260ZM263 251V252H262ZM256 255V254H255Z\"/></svg>",
    "mask_w": 264,
    "mask_h": 264
}]
</instances>
